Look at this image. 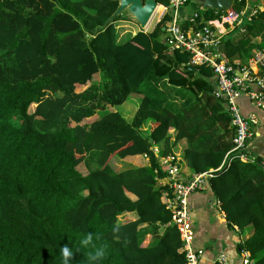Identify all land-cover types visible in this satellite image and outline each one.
Masks as SVG:
<instances>
[{
    "label": "trees",
    "instance_id": "trees-1",
    "mask_svg": "<svg viewBox=\"0 0 264 264\" xmlns=\"http://www.w3.org/2000/svg\"><path fill=\"white\" fill-rule=\"evenodd\" d=\"M117 6L118 0H0V264H61L59 246L75 248L89 232L107 247L102 264H185L166 202L171 191L159 185L167 154L180 156L182 171L210 173L230 227L251 231L240 249L264 264L262 158L231 154L219 168L235 127L213 94L211 67L191 70L187 51L170 50L169 12L152 29L120 40L116 23L125 13L107 23ZM244 6L234 2L237 10ZM197 11V27L218 15ZM259 22L264 28V10L244 32L224 36L226 60L248 62ZM173 89L184 92L180 107ZM132 92L143 97L128 120L117 106ZM141 154L148 165L110 164L115 156ZM117 220L118 238L111 231ZM71 264H86L85 256L76 253Z\"/></svg>",
    "mask_w": 264,
    "mask_h": 264
},
{
    "label": "built area",
    "instance_id": "built-area-1",
    "mask_svg": "<svg viewBox=\"0 0 264 264\" xmlns=\"http://www.w3.org/2000/svg\"><path fill=\"white\" fill-rule=\"evenodd\" d=\"M235 1L242 0H232L229 9H214L218 14L216 18L209 20L201 27H197L196 23L199 12L184 10L188 0H170L171 7L163 5L162 11L157 9L154 15L155 17L159 13L157 20L159 22L169 11L170 19L166 22L167 36L165 39L171 51L176 49L187 51L190 54L188 62L190 66L207 65L212 69L216 81L213 94L224 102L225 109L231 115L232 124L235 127L234 146L226 154L219 168L231 161V154H236L244 161L256 160V155L252 153L248 143L253 138L254 127L257 126L259 120L254 113L243 114L239 106V98L247 94L258 106L262 105L264 100V76L255 71V68L264 67V45L256 50L248 62L243 65L229 62L223 57V52L217 49L222 44L224 36L229 33L228 29L239 27L245 31V22L251 21L258 12L257 9L248 11L247 0H245V6L237 10L234 8ZM185 22L189 23L188 29L183 28ZM254 85L257 89L253 87ZM161 161L168 179L167 185L171 191V195L166 196V202L172 211L173 222L177 225L184 244L185 264H199L201 252L193 246L194 230L189 210V197L193 192L205 188L210 173H195L185 179L179 166V155L167 154L162 156ZM260 166L264 168V158L260 160ZM241 255L243 264H254L248 249H241ZM217 264H228L224 253L218 256Z\"/></svg>",
    "mask_w": 264,
    "mask_h": 264
},
{
    "label": "crops",
    "instance_id": "crops-1",
    "mask_svg": "<svg viewBox=\"0 0 264 264\" xmlns=\"http://www.w3.org/2000/svg\"><path fill=\"white\" fill-rule=\"evenodd\" d=\"M247 5L249 12L252 11V9H257L258 12L264 10V0H247ZM131 23L132 21H127L126 26L128 27V25H131ZM134 23L136 24V22ZM137 25L140 30L139 24ZM153 27L154 26H152V28ZM239 29V27L228 29V32L231 34L232 32L234 33ZM128 30H132V34H135L138 31L136 29L133 30L130 26ZM228 34H226L225 36H228ZM252 41L253 43L257 44L254 52L264 45V28L262 22H259L256 26V29L253 31ZM255 71L264 76V67L255 68ZM211 82L215 87L216 81L213 76L211 78ZM253 87L257 89L255 85ZM172 91H176V89H173ZM176 92L178 93V95H176V99L174 101L176 102L177 107H180L185 102L184 92L181 91V89H178ZM130 97L132 98V101L138 102L135 105L132 104L128 106L129 108H133V112L130 114V116L132 117L137 110L143 96L141 94L132 92L129 94L128 98ZM187 97H189V95ZM125 103L123 104L125 105ZM123 104L119 106H123ZM223 105L225 108L224 102ZM239 106L244 115L254 113L258 117L259 122L257 126L254 127V135L253 138L249 141L248 146L252 149V153L254 155L260 156L263 159L264 139L262 138V135L264 133V100L262 105L258 106L256 102L252 100L247 94H243L239 98ZM125 107L127 108L126 105ZM150 126H155V123H152V121L148 122L145 126V129H149ZM186 144L187 142L185 139L181 140L178 152H181ZM113 158H116L117 160V168L114 166L116 169H125L123 168V165L121 163L122 161L117 159L118 157L115 156ZM148 163L149 161L146 155H132V157H130V162L128 163L132 165L127 166L126 168L145 166L148 165ZM183 167V171L181 170L183 178H189L188 176L194 174L188 167ZM167 183L168 179L166 178V176L159 179L160 186L168 187ZM189 210L191 215V223L194 230L193 246L196 250L201 252L199 264H217L218 256L221 253H224L227 256L228 264H243L240 245L245 241L251 231L250 229H247L245 232H241L234 227H230L225 214L220 209L219 203L215 197L213 190L211 189L209 181L203 190L193 192L190 195ZM124 218L126 220H128L129 218H134V214H126ZM148 241L149 236L147 237V242Z\"/></svg>",
    "mask_w": 264,
    "mask_h": 264
},
{
    "label": "water",
    "instance_id": "water-1",
    "mask_svg": "<svg viewBox=\"0 0 264 264\" xmlns=\"http://www.w3.org/2000/svg\"><path fill=\"white\" fill-rule=\"evenodd\" d=\"M196 3L203 8L222 10L231 8L232 0H196ZM158 6L159 3L156 0H118V6L108 18L107 23L111 22L118 15L126 12L125 15L130 18V21L136 22L139 24L141 30H145L152 22ZM169 6L171 7L172 5L170 4ZM164 42H166V39H164ZM224 47L225 44L222 43L217 49L223 52ZM189 69L196 70V67L189 66ZM262 138L264 139V133ZM150 140H152V138H150Z\"/></svg>",
    "mask_w": 264,
    "mask_h": 264
},
{
    "label": "clouds",
    "instance_id": "clouds-1",
    "mask_svg": "<svg viewBox=\"0 0 264 264\" xmlns=\"http://www.w3.org/2000/svg\"><path fill=\"white\" fill-rule=\"evenodd\" d=\"M121 223L117 220L111 228L114 237L118 238L117 234L120 232ZM100 237L95 236L89 232L79 239V245L73 248L69 243L59 246V255L61 264H71L76 253H82L85 256L86 264H102L106 258L107 247L100 243ZM82 250H85L82 252Z\"/></svg>",
    "mask_w": 264,
    "mask_h": 264
},
{
    "label": "rangeland",
    "instance_id": "rangeland-1",
    "mask_svg": "<svg viewBox=\"0 0 264 264\" xmlns=\"http://www.w3.org/2000/svg\"><path fill=\"white\" fill-rule=\"evenodd\" d=\"M197 3H195V4H193V3H189V4H186L185 6H184V10L186 11V12H192L193 10H198L199 8H201V6L200 5H196ZM160 11H162V8L160 9ZM126 13V12H125ZM128 13V12H127ZM126 20H119V21H117V26H118V31H119V38H120V40L121 39H127V38H129L131 35H132V33H131V31L132 30H128L129 29V26L130 27H132V29L134 30V29H136V30H139V28H138V25H137V23L135 24L134 22H132L131 23V25H128V27L126 26V24H127V21H130V18H128V16H126ZM159 19V13H157L156 14V16L154 17V19L152 20V22H151V24L149 25V27H148V29L147 30H150L151 28H152V26H154L155 25V23L157 22V20ZM131 22V21H130ZM135 30V31H136ZM140 30H141V28H140ZM100 79V76L99 75H96V81H98ZM126 102V103H125ZM124 103H125V105L127 106V108L125 107V105L123 104V106H117V108H118V110L119 111H121V113L126 117V119H128V120H131L132 119V117L130 116V114L133 112V108H129L128 106H130V105H132V104H136V103H138L137 101H132V98L130 97V98H128L127 99V101H125ZM116 157H118V156H116ZM130 157H132V156H128V157H125V158H120V157H118L117 159H119V160H121L122 162V165H123V168H126L127 166H130V165H132V164H128L129 162H130ZM116 162H117V160H116V158L114 159H112L111 161H110V164L112 165V166H115L116 168H117V165H116ZM90 168H92V167H90ZM93 169V168H92Z\"/></svg>",
    "mask_w": 264,
    "mask_h": 264
},
{
    "label": "bare ground",
    "instance_id": "bare-ground-1",
    "mask_svg": "<svg viewBox=\"0 0 264 264\" xmlns=\"http://www.w3.org/2000/svg\"><path fill=\"white\" fill-rule=\"evenodd\" d=\"M161 8L163 9V7H162V6H158V8H157V9L160 11V9H161Z\"/></svg>",
    "mask_w": 264,
    "mask_h": 264
}]
</instances>
